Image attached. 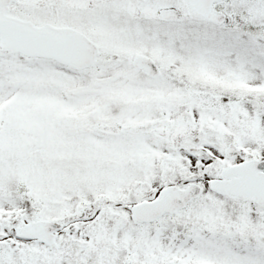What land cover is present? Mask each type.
Instances as JSON below:
<instances>
[{
	"label": "snow or ice",
	"instance_id": "6c2138e0",
	"mask_svg": "<svg viewBox=\"0 0 264 264\" xmlns=\"http://www.w3.org/2000/svg\"><path fill=\"white\" fill-rule=\"evenodd\" d=\"M0 264H264V0H0Z\"/></svg>",
	"mask_w": 264,
	"mask_h": 264
}]
</instances>
